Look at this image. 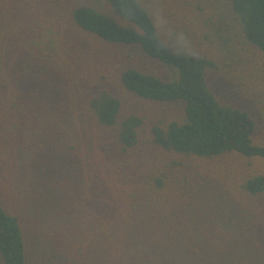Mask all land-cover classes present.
<instances>
[{
  "label": "trees",
  "instance_id": "trees-1",
  "mask_svg": "<svg viewBox=\"0 0 264 264\" xmlns=\"http://www.w3.org/2000/svg\"><path fill=\"white\" fill-rule=\"evenodd\" d=\"M200 2V12L206 14L205 6L213 10L209 19L217 26L221 49L252 46L264 54V0ZM151 8L150 0L84 1L65 8L64 28L69 29L71 23L105 45L140 48L147 57L171 67L176 75L172 80L132 63L103 69L92 58L94 49L73 37H61L57 30L60 10L49 21L41 0H0V167L9 164V155H15L18 165L24 163L19 161V143L27 132L32 138L41 134L33 121L43 101L50 162H57L64 176L74 169L79 178L106 183L98 186L103 196L92 193L101 198L98 215L123 228L122 238L133 246L132 252L140 254L156 253L172 231L164 225L166 210L215 207L213 191L206 190L205 181L180 173L184 164L171 155L213 159L237 153L264 158V146L253 142L254 118L220 101L209 83L210 72L218 69L216 61L164 39ZM40 72L44 74L37 79ZM110 73L117 77L112 79ZM48 74L53 77V91L59 94L55 103L52 97L44 99V91L33 89L34 82L48 83L43 81ZM116 87L151 102L183 105L180 121L162 119L150 127V146L169 155V162L156 154L138 153L146 120L137 112H123ZM7 178L0 174V255L4 264H28L25 232L10 209L7 192L11 188H2ZM241 188L258 201L264 197V174L247 178ZM82 227V240L92 237V229L70 225L72 240ZM174 228L173 234L180 235ZM119 230L112 237L120 235Z\"/></svg>",
  "mask_w": 264,
  "mask_h": 264
},
{
  "label": "rangeland",
  "instance_id": "rangeland-1",
  "mask_svg": "<svg viewBox=\"0 0 264 264\" xmlns=\"http://www.w3.org/2000/svg\"><path fill=\"white\" fill-rule=\"evenodd\" d=\"M41 1L49 21H53L52 13L56 10L58 14L60 10L57 30L61 37H73L94 49L92 58L103 69L132 63L165 79L175 78L171 67L147 57L140 48L105 45L76 30L71 23L70 30H65V8L90 0ZM94 1L97 0H92V4ZM150 1L164 39L216 61L218 69L209 74L212 89L220 101L234 105L254 118L257 128L253 142L264 146V54L252 46L221 49L217 26L209 19L213 10L205 6L206 14L200 12L198 7L203 5L200 0ZM41 73L44 74L40 72L35 77L39 79ZM109 76L114 79L117 74L110 73ZM52 78L48 74L43 81L51 83ZM48 83L41 86L34 82L33 89L44 91V99L52 97L55 103L58 90L53 91L54 83L49 86ZM116 88L123 101V112H137L146 120L138 153L152 157L156 154L163 162H169V155L165 157L150 146V127L162 119L180 121L183 105L151 102ZM38 109L40 113L33 123L41 134L32 138L27 132L19 143L22 146L19 161L24 163L18 165L15 155H9V164L0 167V174L8 175L2 188L6 191L11 188L7 192L10 209L19 217L25 232L28 264H264V197L256 201L241 188L247 178L264 174V158H247L237 153L213 159L171 155L175 161L183 162L180 173L192 174L205 181L206 190L213 191L210 194L215 207L208 211L166 210L163 212L164 225L172 231L166 234L163 246L156 253L140 254L135 250L132 252L133 246L122 238L123 228L119 230L112 219L98 215L101 198H95L92 193L98 192L106 183L79 178L74 169L64 176L58 172L60 165L50 162V143L46 140L50 137L47 134L49 124L42 120L47 115L43 101ZM25 144L29 147L24 148ZM12 150L7 152L11 154ZM29 154L35 158L30 159ZM187 183H190L189 179ZM96 192L97 196H103ZM77 224L92 229L89 232L92 237L86 236L82 240V227L77 239L72 240L67 227ZM173 228L179 229L180 235L173 234ZM117 230L120 232L118 238L112 237L113 231ZM0 264H4L1 255Z\"/></svg>",
  "mask_w": 264,
  "mask_h": 264
}]
</instances>
